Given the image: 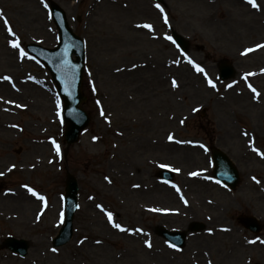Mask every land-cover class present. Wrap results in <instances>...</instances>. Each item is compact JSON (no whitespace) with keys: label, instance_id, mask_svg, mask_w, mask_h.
Instances as JSON below:
<instances>
[{"label":"rangeland","instance_id":"rangeland-1","mask_svg":"<svg viewBox=\"0 0 264 264\" xmlns=\"http://www.w3.org/2000/svg\"><path fill=\"white\" fill-rule=\"evenodd\" d=\"M51 1L85 49L89 122L73 144L63 139L49 72L21 57L7 30L23 49L56 45ZM255 3L0 0V264H264V156L256 151L264 153V47L256 48L264 45V0ZM223 61L235 69L224 81ZM212 148L238 168L233 190L212 177ZM162 165L174 169L173 182L156 178ZM67 172L77 179L79 207L71 240L54 248ZM90 211L99 218H88ZM251 214L262 224L257 234L237 221ZM191 221L205 228L188 232L182 249L154 233L156 226L187 230ZM7 236L27 241L25 256L4 247Z\"/></svg>","mask_w":264,"mask_h":264},{"label":"water","instance_id":"water-1","mask_svg":"<svg viewBox=\"0 0 264 264\" xmlns=\"http://www.w3.org/2000/svg\"><path fill=\"white\" fill-rule=\"evenodd\" d=\"M51 12L60 34L59 45L54 49H45L37 46H29L28 48L30 52H33L47 65L58 86L59 94L64 101L65 139L68 143H72L77 139L78 133L88 121L87 115L79 107L80 102L84 99L80 92L84 51L81 39L69 29L65 21L64 12L54 3L51 4ZM175 39L180 46L185 47V42L182 38L175 35ZM72 55H75V59L72 58ZM232 74L233 69L229 64L220 66V76L222 78L231 76ZM213 154L217 176L224 179L231 186H234L236 183V171L231 166L230 161L221 152L214 151ZM163 176L169 179L172 175L164 173ZM76 190L77 184L75 179L68 175L66 180V197L64 198V224L52 241L54 246L64 244L71 237ZM251 219L247 217L244 221L253 225ZM199 227L193 226L194 229H198ZM160 234L178 246H182L184 243L183 233L161 230ZM7 245L10 249L17 251L21 255H24L26 252L27 244L23 240L10 238L7 240Z\"/></svg>","mask_w":264,"mask_h":264},{"label":"snow or ice","instance_id":"snow-or-ice-1","mask_svg":"<svg viewBox=\"0 0 264 264\" xmlns=\"http://www.w3.org/2000/svg\"><path fill=\"white\" fill-rule=\"evenodd\" d=\"M248 3H249V4H252L253 7H257V5H256V3H255V0H248ZM45 6L47 7V5H45ZM156 7H157V8H160V4H159V3L156 4ZM161 11H163L162 8H161ZM165 22L167 23V17H165ZM4 23H5L6 26L8 25V21H7V20H5ZM143 27H146V28H149V29L152 28V26L149 25V24H145V25H143ZM7 30H8V32H9V34H10L11 36L14 37V39H13L12 41H10L11 46H12L13 48L19 50V54H20L21 57H25V56H27V53H26V52L24 51V49L20 46V43H19L18 38H15L16 34L13 32L12 28H11V27H8ZM167 38H168L169 40L172 39L170 36L167 37ZM261 47H264V45H260V44H257V45H256V48H261ZM245 51H246V52H250V51H252V49H246ZM189 63H192V61L189 60ZM196 69H197V71H199V72H203V71H204V69L201 68L199 65H196ZM3 79L8 80V79H10V77H3ZM208 84H209L211 87L215 88V84L212 82L211 79L208 80ZM172 86H173V87H176V86H177V82H176V80H173V81H172ZM229 87H231V85H229ZM250 87H251V86H250ZM253 92H255V89H253ZM193 111H196V109H193ZM101 115H104V113L102 112ZM182 122H183V121H182ZM93 139H96V138L94 137ZM168 139H169V140H172L173 137H172L171 135H169ZM59 150H60V149H59V145H56V151L59 152ZM256 151L258 152L259 155L264 156V153L259 152V150H256ZM13 167H14V166H13ZM162 167H164V165H162ZM177 171H178V169H177ZM192 175H197V173H192ZM105 179H107V177H106ZM254 179H255V178H254ZM25 187H28V186L25 185ZM28 191H29L30 193H32L34 196H35V195H38V194L36 193V191H35L34 189L30 188V187L28 188ZM39 198H40L41 200L44 199V197H42V196L39 197ZM77 207H79V205H77ZM97 207H101V206H100V205H97ZM107 217H108L109 222L112 223L113 227H115L116 229H119L120 231H124V230H125V229L121 226V224H119V223H114V222H113V214H112L111 212H107ZM145 243H148V242L146 241ZM148 246L150 247L151 245L149 244ZM53 251H55V249H54Z\"/></svg>","mask_w":264,"mask_h":264},{"label":"bare ground","instance_id":"bare-ground-1","mask_svg":"<svg viewBox=\"0 0 264 264\" xmlns=\"http://www.w3.org/2000/svg\"><path fill=\"white\" fill-rule=\"evenodd\" d=\"M0 85L5 86L6 84L5 83H0ZM33 91L35 93L36 98H39V95H43L42 92L40 90H38L37 88H33ZM243 96L246 97L245 95H243ZM243 101H245V100H243ZM34 103L38 104L39 101L35 100ZM192 151H196V149L194 148ZM21 194H22V192H21ZM159 194L160 195H158V193H157V195H155V197H157V198H160V197L163 198L164 197L165 198V196H166V193L164 191L159 192ZM22 196L24 197L25 195H22ZM111 213L113 214V212H111ZM95 217L99 218V215L97 213H92L91 214V211L88 213V218H95ZM104 218L107 219L106 216H104Z\"/></svg>","mask_w":264,"mask_h":264}]
</instances>
